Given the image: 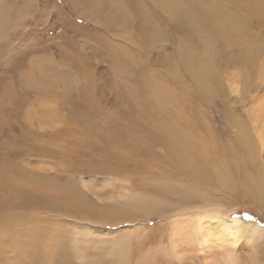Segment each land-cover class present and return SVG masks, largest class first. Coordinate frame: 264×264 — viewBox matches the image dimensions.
I'll return each mask as SVG.
<instances>
[{
  "label": "rangeland",
  "instance_id": "374dc122",
  "mask_svg": "<svg viewBox=\"0 0 264 264\" xmlns=\"http://www.w3.org/2000/svg\"><path fill=\"white\" fill-rule=\"evenodd\" d=\"M147 1L157 7L154 5L157 0ZM202 2L205 1L200 0L203 5ZM249 2L252 0L224 3L227 14L224 9L221 14L233 22L229 20L230 27L223 29L226 37L235 35L233 30L239 28L235 24L244 22L256 38L264 41V20L256 16ZM122 3L128 11L131 9L132 19L115 23L113 18L124 17L117 8ZM144 3L145 0H0V165L5 162L6 167L15 165L18 169L24 162L37 164L38 174L49 175L48 180L54 183L47 195L40 198L28 193L27 202L21 204L4 192L7 194L0 199V218L7 220L0 225V264H216L222 247L227 253L233 252L237 264H264L261 240L248 242L243 235L233 245L220 236L214 225L198 229L199 237L189 231L185 232V238L176 239L175 220H187L184 214L175 215L186 213L179 212L181 207L170 210L173 213L144 215L129 206L119 207L120 211L115 213V206L108 204L132 196L145 203L148 194L174 199L169 195L172 192L161 196L159 182L167 179L165 175L160 172L146 175L154 164L160 168L165 164L158 155H151L150 161L140 151L150 146L151 150L161 152L158 145L166 143L162 130L153 126L155 120L147 116V112H160L156 100L162 88L165 93H173L169 96L172 104L180 107L179 112L183 111L179 117L193 121L198 130L203 123L209 126L214 142L222 149L226 168L237 185L232 192L216 188H210L213 192H209L215 200L222 201L218 208H223L225 220L252 222L264 230V209L246 190L252 175L244 173L248 164L257 176L264 175V150L254 139L255 131L247 113L253 103L264 105V54H259L264 53V43L254 46L249 53L254 63L248 66H245L248 58L240 55V45L233 43L221 49L214 62L221 72L211 71L210 76L199 77L197 81L190 73L193 66L199 63L197 68L202 67L204 72L210 65L206 39L189 34L184 21L165 22L166 16L156 13L153 17L156 20L148 19L162 27L155 33L164 39L156 41L146 16H137L138 6L141 13L148 10ZM188 5L192 6L186 3L184 7ZM206 7L204 4L203 8ZM186 16L187 13L183 16L185 21ZM184 61H188L187 66ZM239 64L244 68L238 69ZM176 70L182 73L180 79L184 83H180ZM243 71L252 75L245 90ZM165 110L164 115L168 113L166 107ZM235 115L243 120L253 137L256 146L253 158L238 147L237 127L230 125ZM137 127L145 131V140L135 132ZM52 132L60 133L55 141L47 139ZM183 137L187 140L189 133ZM20 148L22 151L27 148L28 153L25 151L23 155ZM17 169L9 175L15 182L20 178ZM56 185H62L64 197L73 203L65 207L67 215L59 211L60 201L53 200L51 258L46 253L47 236L42 234L38 253L36 246L33 250L28 248L29 239L23 236L20 227L27 229L31 218L39 220L46 215L47 205L52 208L51 195L55 198L59 193ZM28 191L34 193L33 189ZM78 199L86 203L80 205ZM38 200L44 206L38 205ZM44 201L49 202L46 205ZM211 207L216 209L217 205ZM101 211L107 214L101 217ZM10 216L12 223L7 222ZM5 244L4 254L1 251Z\"/></svg>",
  "mask_w": 264,
  "mask_h": 264
},
{
  "label": "bare ground",
  "instance_id": "6f19581e",
  "mask_svg": "<svg viewBox=\"0 0 264 264\" xmlns=\"http://www.w3.org/2000/svg\"><path fill=\"white\" fill-rule=\"evenodd\" d=\"M145 1H146V3H144L142 5L144 6L146 4L148 10H145L146 13H141L140 11L142 10V8H140V6H138L137 10H139V12L137 13V16H138V14L140 17H141V15L146 16L145 18H147V21H149L151 24V31H152V33L155 34V36L157 38L156 41H162L161 39H164V37H159L157 35V33H155L158 28L162 29V27H160L159 24L153 25V23H151L152 20H148V19H152L153 17H156V13L158 16H160L161 14L165 15L167 18V21H165V22H168V20L169 21L173 20L174 22H177L178 20L180 22L184 21V23H186V30L189 32V34L194 35L198 39H201V40L206 39L207 43L205 45L208 49L207 50V54H208L207 58L210 60V65L208 68H205V70H204L205 73H204L202 71V67L197 68L196 65H198L199 63H197L195 61L197 64H195L193 66V68H192L193 70L190 71V73L192 74V76H195V80H197V81L199 80V77L203 78L206 75L210 76L209 73H211V71H212V73L221 72V71L216 70V66L214 63L217 60L218 54L220 53L221 49L230 47V45L233 43L236 44L237 46L240 45L239 46L240 55L241 56L245 55L248 58L249 62H247L245 65V66H248V65H250V62L254 63V61L252 60L249 53L253 52L254 46L264 43V41H261L259 38H256L255 33L248 30L247 23H244V22H243V24H240V23L235 24V25L239 26V28H236L233 30L235 35H231L229 37H226L224 35L226 32H223V29L225 27H230L228 24L230 19L228 16L221 14V9H224V7H223L225 5L224 3L226 1L228 2V0H223L225 2H223L222 0H204L205 2L204 3L202 2L203 5L200 3V0H157V1H155L154 5L157 4V7L160 8L159 11L156 10L157 7L154 8V6L150 5L147 0H145ZM247 1H250V0H247ZM232 2H233V4H238L240 2V0H232ZM186 3H191L192 6L188 5V6L184 7ZM204 4H206V6H207L206 9L203 8ZM250 4H251L250 6H253V8H254L255 11H253V12L257 14L256 16L260 17L261 20H264V0H252V2ZM200 5H202V6H200ZM187 7H189V9ZM117 8L119 11H121L124 14V17L122 19H114L113 18L115 23H119L120 20L121 21L122 20L130 21L129 19H132L131 15L129 13V11L131 9L129 11L127 9H125V7L123 6V3L119 4V6H117ZM224 11H225V9H224ZM185 13H187L186 19H188L186 21L183 18ZM225 13H226V11H225ZM148 14L151 17H148ZM249 16H250V14H249ZM154 20H156V18ZM155 22H157V21H155ZM158 22H160V21H158ZM143 24H144V22H143ZM146 24H148V22ZM120 25H123V24L120 23ZM149 38H151V37H149ZM149 41L151 42V39ZM220 42H221V45H218ZM251 44H254V45L252 48H249ZM241 51H244V53H242ZM259 54H264V53H259ZM184 63H185V66L188 65V61H184ZM237 68L240 69V68H244V67H242L239 64V65H237ZM187 70H188V68H187ZM176 71L177 72H175V73H176L177 77L179 78L180 83H182V82L184 83L185 80L180 79V75H182V73L180 74L178 72V70H176ZM248 74H250V75L245 74L244 71L241 74L243 77L242 78V88L244 90L246 89L247 85L249 84V81H250L251 76H252L251 73H248ZM261 85H263V84H261ZM198 86H200V85H198ZM156 88H155V90H156ZM235 90L239 93L238 88ZM233 93H235V92H233ZM27 94H29V93H27ZM171 94L173 95V93L171 91H169V92L167 91V93H165L162 88H159L156 101H158L160 103V110H159L160 112H158L157 114L147 112L148 118L155 120V123H153V126L157 130H158V128L160 130H162V134L166 139V143L158 145V149L161 152L151 150L150 146L146 147V148H140V151H142V152L144 151L146 153V154H144L145 157L150 159V161L151 160L153 161V158L151 157V155H153V154L158 155L160 157L159 160L165 164L161 168L154 164L151 167L152 168L151 172L146 174V175H153L154 173H159V172H160V175H162V176L165 175L167 177V179L163 180V182H159V186L162 187V188H160V190L162 191L161 196L166 197L167 196L166 194L172 192L173 194H169V195L173 196L174 199L172 201H170L167 198L160 199L159 196H153L152 194H148V195H146L147 198L145 199L146 200L145 203H143L142 199L138 200V198L136 196H132V198H130L129 200H126V201L125 200H122V201L118 200L120 203L119 202H115V203L113 202L114 203L113 204V203L108 202V204H111V206L112 205L115 206L114 207L115 213L120 211L119 207H121L122 209H125V206L126 207L129 206V208H131L134 212L140 213V214L143 213L144 215H163L164 213H168V212L173 213L170 210H172V209L178 210V207H181L179 212H181V211L185 212L186 211V213H175V215H183L184 214L185 215L184 218L187 217V220H178V219L175 220L178 223V224H176L177 228L175 229V231H178L177 234H175L176 239H178L179 237L185 238V232H189V231L191 233L196 234V236L199 237V235L197 233L198 229H204V227H206L207 225L208 226L214 225L221 232L220 236L225 237V238H223L224 240L228 239L230 241V243H232L233 245H236L241 239H243V238H241L243 235L246 237L245 240L247 239L248 242H250L251 240H253V242H258L261 240L262 241L261 244H264V230H262L263 228L262 229L260 228V225L254 224L252 222H244V221H241L239 219H234V221H232V222H228L225 220V217L222 214L223 208H218V206H220L222 204V201L214 199V197L212 196L213 191L211 189L215 190V188H216L219 191L231 190V192H232L234 185L235 184L237 185V183L235 181L233 184V180L231 179V175L229 173V170L226 168V165H225L224 154L221 151L222 149H220V145L218 142H214V140L212 138L213 134L208 130L209 126L207 127V125H205L203 123V125H201L202 126L201 130H198L197 126H195L193 121H190L189 119H186L185 121L182 120L183 116L182 117H179V116L182 115L183 111L179 112L180 107L177 108V106L175 104L174 105L172 104V102H171L172 100L169 97V96H171ZM23 100H24V98H23ZM165 107L168 109V113L166 115H164L162 113L163 111L167 112V110H165ZM247 111H248L247 113L249 115V120L252 124V128L255 131L256 137H254V139H256L258 145H260V149L264 150V105L262 103H253L252 105H250L248 107ZM52 113H53V111H52ZM49 115H51L54 118L53 114H49ZM150 115L154 116L155 118H152ZM230 125H233L235 128L237 127L236 133L238 134L237 141H238L239 149L242 150L243 153H247V154L249 153L248 155L250 157L252 156V158H253V156L255 154V153L253 154V149L255 150L256 146H254L253 137L249 134L248 129H247L245 123L243 122V120H241L238 115H235V118L233 119V121H231ZM131 132L133 134H135V132H137L139 137H141L142 139L145 140V133H144L145 131H143L142 128L137 127L135 129V132H133L131 129ZM186 132L189 133V138L187 140H184L183 136ZM58 134H60V133H58ZM58 134H57V132H52L48 136L47 139L55 141V140H57V139H55V136H58ZM123 135H125V134H123ZM129 135H131V133ZM34 138H35V136L31 139L34 140ZM119 148H120V146H119ZM34 149H36V147ZM249 149H250V152H248ZM19 150L21 151L22 154L26 153V152L28 153V151H26L27 148L25 149L26 152L22 151L21 148ZM57 150H60V149H57ZM122 150H123V148H122ZM58 154H60V153H58ZM135 155H136V152H135ZM66 156H68V155H66ZM66 156H65V158H66ZM137 156H139V155H137ZM9 159H11V158H9ZM1 161H3V160H1ZM25 161H27V160H25ZM34 161L35 160H33V162ZM132 161H133V159H132ZM3 164H4L3 166L0 165V199L1 198L3 199L5 197L4 195H6L8 193L9 198L12 201H15L16 203H19V204L26 203L27 202V200H25L26 194L30 193L31 195H38L40 198H42L43 196L48 194V192L50 190V184L51 185L54 184V183H51V180H48L49 175L45 176L43 173L38 174L37 164H33V163L28 164L27 162H24V164L21 163V165L18 166L19 171L15 167V165H13L14 167L11 166L12 167L11 168L10 165L8 167H6V165L8 163L6 164L4 162ZM140 165H142V164L140 163ZM149 165H150V163H149ZM138 167L139 166H137L136 169L140 170ZM15 169H17L16 170L17 175H20V178L17 182L12 181L11 178L9 177V175H12L14 173ZM148 169H150V168L146 167V170H148ZM257 172L259 173V170H257ZM137 173H138V171H137ZM139 173L142 174V172H139ZM244 173L246 175H252L251 177H249V181H248L249 183H246V185H245L246 190L248 189L250 191V193L254 195V196L252 195V197L256 198L255 199L256 204L258 206H260L259 208L264 209V175L260 174L259 176H257L253 170H249L248 164L244 167ZM249 173H252V174H249ZM38 177H40V178H38ZM52 182H53V179H52ZM29 189L30 190L33 189L34 193L28 191ZM55 190H57L59 193H58V195L55 196V198L53 197V195H51V198H50V204L52 207L51 209H50V205L49 204L47 205V202H49V201H47V202L44 201V203L48 206V208H47L48 211H46L45 216H41V214H40L41 217L39 220L34 219L35 217L31 218L30 222L27 226V229H22V227H20V225H19V227L21 229V233L23 234V236L28 237V239H29L30 245L28 246V248L30 250H33L34 247L36 246L35 251H37L38 253L41 252V242H40L41 236H42V234H45L47 236L46 253L49 256L51 254V251H50L51 248L50 247L52 246L51 235L53 234V231H54L53 225L55 226L54 219L50 216L52 214V212L53 213L55 212V203L53 200L56 199L57 202L60 201L59 211L62 212V214H67L65 207L68 206V204L71 205L73 203L72 199L69 201L68 198H67L68 199L67 200L64 197V188L62 187V185H58V186L56 185ZM209 190H211L212 192H209ZM243 190H244V188H243ZM4 192H7V193L4 194ZM52 193H56V192H52ZM82 194L84 196H87L86 193H82ZM134 195H136V194H134ZM215 195H216V193H215ZM218 195H219V193H218ZM129 196H131V195H129ZM220 196L219 197L217 196V198H220ZM39 197H36V198H39ZM211 197H213V198H211ZM224 198H225V196H224ZM78 202L80 205L86 203L85 200H83V199H78ZM37 203H38V205H41V206L43 205V203H41L40 200H38ZM211 204L217 205L216 209H213V207H211ZM45 208H46V206H45ZM104 210H108V209L105 208ZM36 214L37 213L35 212V215ZM105 214H107L106 211L100 212L101 217H104L102 215H105ZM67 215H69V213ZM12 216H15V215H12ZM12 216L8 217V219H9L7 221L8 223H12V221H11ZM62 219H64V218H62ZM6 220H7V218H3V219L0 218V225L6 224L5 223ZM101 221H102V219H101ZM19 224H22V223H19ZM29 225H33V226L29 227ZM34 225H37V226H34ZM6 227H8V226H6ZM1 229L2 228H0V232H1ZM135 229H138V228H135ZM5 230H7V229L5 228ZM17 236H18V232H17ZM197 239L198 238H193V241H196ZM23 240H25V239H23ZM77 240L80 241L79 239H76L75 241H77ZM26 242H28V241H26ZM34 242H35V245L33 244ZM261 244H260V246H262ZM6 246H7V244H5V246L3 248L1 247L2 248L1 253L5 254ZM119 250H120V248H119ZM125 250H126V248H125ZM222 250H223L222 255H221V257L217 258L216 264H237L235 257L232 255L233 252L230 251V253H227L226 249L224 247H222ZM121 251L123 252V250H121ZM122 252H120V255H123ZM82 259H83V257L80 255L78 260L81 261ZM27 263H29V261Z\"/></svg>",
  "mask_w": 264,
  "mask_h": 264
}]
</instances>
